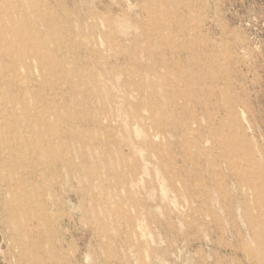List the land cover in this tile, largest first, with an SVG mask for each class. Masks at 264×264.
<instances>
[{"label":"rangeland","instance_id":"obj_1","mask_svg":"<svg viewBox=\"0 0 264 264\" xmlns=\"http://www.w3.org/2000/svg\"><path fill=\"white\" fill-rule=\"evenodd\" d=\"M21 8L0 107L35 102L54 158L28 244L0 197V264H264V0Z\"/></svg>","mask_w":264,"mask_h":264},{"label":"bare ground","instance_id":"obj_2","mask_svg":"<svg viewBox=\"0 0 264 264\" xmlns=\"http://www.w3.org/2000/svg\"><path fill=\"white\" fill-rule=\"evenodd\" d=\"M0 2L3 4H0L1 85L7 84L10 72L14 77L18 75L19 65L14 56L23 51L25 41L19 29L23 16L22 0H15L12 7L7 4L8 0H0ZM12 8L17 16L15 21L10 11ZM22 66L26 67V64L22 62ZM15 101L10 99L13 105ZM33 107L35 102L28 100L24 101L19 111L6 107L4 110L7 111L4 113L0 107V197H3V207L8 219L17 226L15 233L25 244L29 242L27 223L33 213L30 202L33 203L34 197L22 174L32 166L41 165L46 161L52 163L54 158L53 148L40 141L42 137L53 139L42 129V126H52L53 123L42 119L41 114L36 113ZM15 118L18 120L17 123Z\"/></svg>","mask_w":264,"mask_h":264}]
</instances>
